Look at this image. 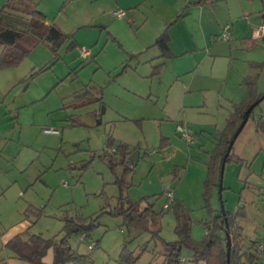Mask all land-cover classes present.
<instances>
[{
	"label": "rangeland",
	"instance_id": "374dc122",
	"mask_svg": "<svg viewBox=\"0 0 264 264\" xmlns=\"http://www.w3.org/2000/svg\"><path fill=\"white\" fill-rule=\"evenodd\" d=\"M104 41L91 50L97 61L91 57L83 61L84 66L76 51L67 52L64 45L57 60L50 49L41 48L34 54L37 64L28 57L15 68L0 69V115L7 109L6 114L12 112L14 118L22 111L19 123L14 119V129L1 124L3 130L11 129L5 136L0 132V264H30L6 248L30 227L31 235L56 245L66 238L64 247L80 257L68 264H163V241L178 240L174 215L163 218L162 240H152L149 233L112 216L121 195L116 179L122 176L128 185L124 196L134 202L148 198L156 211L163 210L161 195L173 191L192 219V238L198 242L207 235L206 224L222 211V202L225 212L244 208L245 217L238 223L243 229L241 249L247 251L251 240L264 236V135L255 126V120L264 117V100L235 142L232 154L242 161L225 166L220 194L221 170L216 185L207 188L206 182L229 114L215 110L185 114L177 99L170 97L174 90L161 88L159 80L151 77L150 65L138 67V59L127 50ZM259 42L261 54L251 57L264 62V41ZM49 63L50 68L31 77ZM252 70L251 75H259L258 93L264 95V68ZM68 74L80 88L79 97L68 99L65 106L58 88ZM71 89L75 87L66 84L62 91ZM94 98L103 99L107 106L99 126L95 114L100 104ZM178 127L191 135L192 144ZM110 136L141 152L133 170L111 169L109 159L118 144L108 148ZM165 137L170 145L161 146ZM31 206L42 210L40 219L27 214ZM91 217L97 226L88 239L82 241L83 234L67 235V220L87 224ZM124 250L134 254L124 257ZM184 258L186 264H206L195 262L187 251ZM54 259L50 249L43 261L53 264Z\"/></svg>",
	"mask_w": 264,
	"mask_h": 264
},
{
	"label": "crops",
	"instance_id": "0c3cea01",
	"mask_svg": "<svg viewBox=\"0 0 264 264\" xmlns=\"http://www.w3.org/2000/svg\"><path fill=\"white\" fill-rule=\"evenodd\" d=\"M9 1L0 0V8ZM259 1L13 0V3L22 8H33L36 5L46 16L47 24L54 23L64 33L74 35L79 46L76 50L77 58L82 60V66L83 61L91 57L93 61H97V56H92L91 52L94 46L104 40L106 44L113 42L127 50L131 58H137L138 67L142 64L152 67L151 77L159 80L161 88L169 86L171 91L174 90L172 96L170 93L169 96L177 99L180 111L187 114L215 110L229 114L227 122L232 107L242 104L249 97L248 90L243 85L244 78L257 76L251 75L254 68L250 64H264L251 57L255 52L256 56L261 54L260 48L263 45L259 41H264V35L258 39L254 36L256 30L264 26V4L262 0ZM119 12H124L125 16L118 17ZM22 18L23 20L14 18V23L20 28H24V19H27L26 16ZM19 21H22L21 25ZM226 30L231 33L232 39L229 41L222 39ZM165 32L171 54L169 58L162 57L154 46ZM41 48L48 47L40 45L32 54ZM84 51L89 55L84 56ZM1 53L0 46V56ZM32 54L30 57L35 59L37 54ZM137 55L138 57H134ZM49 66L50 63L45 65L47 68ZM155 67H160V70L153 75ZM69 77L68 74L62 79L60 83L65 82L58 88L65 106L69 103L68 99L79 93L80 88L79 83ZM66 84L75 89L62 91ZM37 99L40 98L35 100ZM70 102H73L72 105L75 103ZM6 113L7 109H4L0 115L2 136L11 128L3 130L1 124L6 122L7 126L11 124L14 129V119L19 123L22 111L14 118L15 114L12 112ZM178 130L182 132L183 128L178 127ZM165 138L166 141H162L161 146L170 145V139ZM128 145L131 155L137 152L138 149ZM138 153L140 160L141 152Z\"/></svg>",
	"mask_w": 264,
	"mask_h": 264
},
{
	"label": "trees",
	"instance_id": "16d2710c",
	"mask_svg": "<svg viewBox=\"0 0 264 264\" xmlns=\"http://www.w3.org/2000/svg\"><path fill=\"white\" fill-rule=\"evenodd\" d=\"M262 2L264 4V0H262ZM18 16L27 17V19H24L26 22L24 28H20L14 23L16 22L14 18L23 20L22 17ZM19 24L21 25L22 21H19ZM40 45H46L53 53L56 60L60 58L59 52L64 45H67V52H74L79 48L74 35L65 34L54 23L47 24L46 16L37 9L36 5L33 8H22L15 5L13 0H10L6 6L0 8V46L2 47L0 69H9L19 66L30 57L31 53ZM154 46L161 52L162 57H171L168 48V35L166 32L156 41ZM134 57H138V55ZM250 66L260 71L264 68V64L260 63H251ZM47 69V67L42 68L40 72L32 74L31 77L33 78ZM159 70L160 67H155L153 75L157 74ZM258 82L259 75L255 77L247 76L244 78L243 85L247 88L249 97L242 104L232 107L226 128L219 137L217 148L214 150L212 161L209 164L206 182L207 188L216 185L217 172L221 170L231 140L244 121L246 112L263 96L258 93ZM92 101L93 100H91V102ZM94 101L100 104L99 113L97 115L95 114L97 125L99 126L102 124V118L106 113L107 106L103 99L94 98ZM73 106L76 109L79 108L77 105ZM258 106L259 105H257V107ZM255 109L251 112L249 120L253 117ZM255 126L257 132L264 135L263 116L255 120ZM162 141H166V139ZM116 143V140L112 136L108 138V148L114 147ZM117 144L116 152L112 154L113 157L109 159L111 169L115 171L117 167L122 166L125 168L124 173L126 170H133L135 163L129 160L131 156L130 146L126 143ZM233 149L234 147L226 160V165L229 162L239 163L242 161L240 157L232 154ZM219 165H221L220 169ZM116 185L120 187L121 195L117 207L111 210L110 214L115 217L123 218L129 226L136 230L149 233L152 240H162L160 234L163 226V218L167 214L174 215L175 233L178 236V240L175 242L163 241V264H182V260L185 259V251L193 255L195 262L204 261L206 264H258L259 255L257 254V246L260 239L251 240L247 251L242 252L241 249L243 229L238 221L240 218L245 217L244 208H239L236 213H223L220 211L219 215L213 217L214 219L206 224L207 235L202 241L198 242L192 238V219L186 212L184 204L176 199V196L175 201L171 204L169 209L156 211L155 204L149 203L148 198H144L139 202H134L129 196H124V188H128V185L123 176L116 179ZM165 194L166 192L161 196L164 198ZM209 211L210 214L213 215L214 211L211 208H209ZM28 213L35 215L37 220L42 216V210L33 208L32 206L27 209V214ZM225 217L227 218L233 242L230 262H228L227 254ZM89 219L90 223L87 224L75 223L74 220H67L65 226L67 235L86 234V239H88L91 236L92 230L97 226V220H94L93 217ZM34 224L33 222L32 226ZM30 229L31 227L12 238L6 244V248L11 250L18 259L30 264H46L43 260L50 249H53L55 254L53 264H68L71 261L80 259L71 248L64 247L66 238L62 240L61 244L56 245L53 240L44 239L41 235H31L29 232ZM143 250H145V248ZM128 252L129 251L124 250L123 256L126 257L127 254H134Z\"/></svg>",
	"mask_w": 264,
	"mask_h": 264
},
{
	"label": "built area",
	"instance_id": "2783aa9c",
	"mask_svg": "<svg viewBox=\"0 0 264 264\" xmlns=\"http://www.w3.org/2000/svg\"><path fill=\"white\" fill-rule=\"evenodd\" d=\"M117 16L118 17H123V16H125V13L124 12H119V13H117ZM263 35H264V26H261L259 29L256 30L254 36H255V38L258 39V38H261ZM222 39L225 40V41L231 40L232 39L231 33L228 30H226V32L222 36ZM83 55L84 56H88L89 53L84 51L83 52ZM48 132H50V131H48ZM182 132H183V138L185 140H187L189 143H192L193 142V139H192L191 135L187 131H183L182 130ZM111 153L114 154L115 152L112 151ZM174 201H175V193L173 191L166 192V194L164 196L163 209L164 210L169 209V207L171 206V204ZM85 239H86V234H83V236H81V240L82 241H85ZM89 248L91 250H93L95 248V244L94 243H91L89 245ZM257 254L259 255V262H258V264H264V236H263V238H261L259 240V243H258V246H257ZM182 264H186V259H183L182 260Z\"/></svg>",
	"mask_w": 264,
	"mask_h": 264
},
{
	"label": "water",
	"instance_id": "95a60500",
	"mask_svg": "<svg viewBox=\"0 0 264 264\" xmlns=\"http://www.w3.org/2000/svg\"><path fill=\"white\" fill-rule=\"evenodd\" d=\"M264 100V95L258 100V102H256L254 105H252L248 111L246 112L245 114V118H244V121L242 122V124L240 125V127L238 128L237 132L235 133L233 139L231 140V143H230V146L228 148V152L227 154L225 155V158H224V162L222 164V167H221V179H220V194L221 192L223 191V176H224V171H225V166H226V160L228 158V156L230 155V152L232 150V148L234 147L235 145V142L236 140L238 139V137L240 136V134L243 132L245 126L247 125L248 121H249V117H250V114L251 112L257 107V105H259L262 101ZM139 153L138 152H134L130 157H129V160L131 162H135L137 163L139 158ZM222 212L224 213L225 210H224V206L222 205ZM225 220H226V237H227V254H228V262H230V254H231V249H232V242H231V238H230V234H229V225H228V222H227V218L225 217Z\"/></svg>",
	"mask_w": 264,
	"mask_h": 264
}]
</instances>
